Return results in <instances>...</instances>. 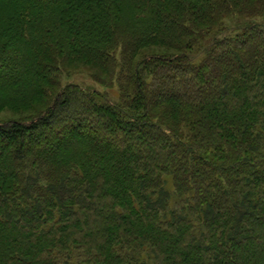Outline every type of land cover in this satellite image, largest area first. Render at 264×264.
Here are the masks:
<instances>
[{"label":"trees","instance_id":"16d2710c","mask_svg":"<svg viewBox=\"0 0 264 264\" xmlns=\"http://www.w3.org/2000/svg\"><path fill=\"white\" fill-rule=\"evenodd\" d=\"M263 17L0 0V110L33 109L0 122V264H264ZM75 63L117 96L62 86Z\"/></svg>","mask_w":264,"mask_h":264},{"label":"rangeland","instance_id":"374dc122","mask_svg":"<svg viewBox=\"0 0 264 264\" xmlns=\"http://www.w3.org/2000/svg\"><path fill=\"white\" fill-rule=\"evenodd\" d=\"M260 23V26L264 27V17L263 18H256L254 22ZM244 22V21H243ZM233 26H230V29L225 33H233L232 29H234ZM236 27V26H235ZM76 66H74V69H76L75 73H73L70 77H62V86L70 83V84H78L83 88L87 89H95L102 92H107L110 96L116 97L117 96V88L114 87H104L95 82L91 77L89 76V67L86 65H81L79 63H75ZM39 105H37L38 107ZM33 109L30 108H23V109H12V108H5L0 110V122L1 121H7L12 120L16 118H20V116L32 113ZM64 123H60L57 126L53 127L45 137V140L43 143L36 146V148H44L46 150H51L52 147H50V143L48 140H52L55 138L56 135L60 133H67V128L63 127ZM113 132H117L118 128L113 127L111 128ZM53 146V145H52Z\"/></svg>","mask_w":264,"mask_h":264}]
</instances>
